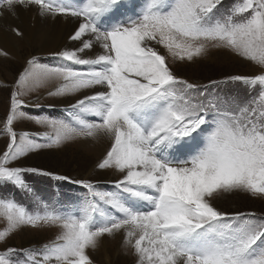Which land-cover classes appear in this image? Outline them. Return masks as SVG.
I'll return each instance as SVG.
<instances>
[{
	"label": "snow or ice",
	"instance_id": "6c2138e0",
	"mask_svg": "<svg viewBox=\"0 0 264 264\" xmlns=\"http://www.w3.org/2000/svg\"><path fill=\"white\" fill-rule=\"evenodd\" d=\"M0 0V17L35 11L40 19H71L59 63L26 58L10 88L0 133V186L35 200L29 210L0 196V243L25 230L56 229L39 248L4 247L0 264H95L108 239L135 264H264V217L228 213L213 201L244 193L264 198V0ZM23 39L18 27H10ZM225 50L259 66L206 85L178 76L172 64H192ZM0 57L9 53L0 48ZM220 85H242L244 96ZM44 89L72 98L64 119L33 115L26 100ZM28 120L46 130L17 132ZM73 141L103 151L95 164L111 172L114 190L17 163ZM79 186L70 207L38 198L25 174Z\"/></svg>",
	"mask_w": 264,
	"mask_h": 264
},
{
	"label": "rangeland",
	"instance_id": "374dc122",
	"mask_svg": "<svg viewBox=\"0 0 264 264\" xmlns=\"http://www.w3.org/2000/svg\"><path fill=\"white\" fill-rule=\"evenodd\" d=\"M233 3L234 0H223L221 11L231 7ZM36 52L35 48L29 50L25 47L20 51L21 60L16 58L0 64V85H11L24 65L26 58L32 54L37 55ZM48 57L39 56L40 62L47 64L59 63L54 58ZM172 67L178 76L201 85H206L211 80H222L231 74L252 75L260 71L259 66L242 61L225 50L216 49L210 50L205 58L196 63H174ZM213 91H220L222 95L228 94L241 97L245 93L242 85H220L218 89H213ZM9 92L10 88L0 86V127H2V121L6 116ZM25 99L43 106L40 108L32 106L25 109V111L33 115L49 116L54 119H64L68 116V113L59 107L58 97L47 96L45 90L41 89L38 92L31 93ZM14 128L17 132L27 131L29 133H38L46 130L28 120L17 122ZM6 143L7 137L0 133V153L4 151ZM95 160L93 155L85 153L79 144L73 141L59 149H45L38 153H33L27 158L21 159L17 166L42 168L59 175L68 176L72 180L87 178L96 182L101 190H114L112 182L115 177L109 171L96 169L95 164L97 162ZM25 180L32 187L38 198L48 203L59 202L58 206L70 207L78 197L83 196V190L79 186L67 181H57L50 177L28 173L25 174ZM0 196L14 198L29 210H34L36 207L33 197L26 195L11 185L0 186ZM213 203L219 209L228 213L251 212L255 213L257 217H264V198H253L244 193H235L222 196L213 201ZM4 227V221L0 220V230ZM55 235L56 229L52 228L42 230L25 229L11 235L6 243H0V249L4 247H15L17 249L39 248L44 243L54 239ZM108 248H112V246ZM117 254L118 246L115 245L112 249H108V254L99 249L97 252L92 253V256L95 264H134L130 254L126 253L124 249L121 254Z\"/></svg>",
	"mask_w": 264,
	"mask_h": 264
},
{
	"label": "bare ground",
	"instance_id": "6f19581e",
	"mask_svg": "<svg viewBox=\"0 0 264 264\" xmlns=\"http://www.w3.org/2000/svg\"><path fill=\"white\" fill-rule=\"evenodd\" d=\"M13 26L23 31V39L16 38L14 34L10 32L9 29ZM74 26L75 22L71 19H40L35 15L34 10L20 11L18 17L9 15L0 17V48H3L9 53L8 58L0 57V64L11 59H20V51L25 47L29 50L35 48L38 56H49L48 58H53L51 55L52 52L70 44L67 40V36ZM70 102H74L72 98L58 97V105L63 110L67 109ZM75 143L79 144L85 153L93 155L96 159L95 161L98 162L101 152L103 151L102 146L86 141H75ZM115 245L118 246V254H121L123 249L120 247L121 238L119 235L115 239L106 240L100 250L108 254V249H112ZM109 246H112V248H108ZM130 256L134 261V257L132 255Z\"/></svg>",
	"mask_w": 264,
	"mask_h": 264
}]
</instances>
